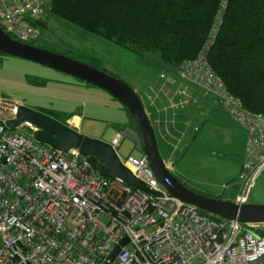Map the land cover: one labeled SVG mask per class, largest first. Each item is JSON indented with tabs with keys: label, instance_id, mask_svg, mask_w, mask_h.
Returning <instances> with one entry per match:
<instances>
[{
	"label": "built area",
	"instance_id": "obj_1",
	"mask_svg": "<svg viewBox=\"0 0 264 264\" xmlns=\"http://www.w3.org/2000/svg\"><path fill=\"white\" fill-rule=\"evenodd\" d=\"M51 2L0 0V26L14 39L37 42L42 33L37 21L44 22ZM226 8L223 0L196 57L183 61L176 75L163 73L162 78L213 96L223 112L247 129L234 199L245 204L264 172V113L248 109L209 61ZM179 95L182 104L192 99L186 89ZM21 105V100L0 94V264H264V236L256 232L264 222L203 213L172 196L144 151L140 157L119 156L160 195L104 176L79 148L64 152L38 141V125L23 121L11 129L8 121L17 118ZM74 117L66 123L73 129ZM124 136L118 130L110 141L117 153ZM165 163L172 170L173 163ZM125 237L128 242L121 245ZM117 245L120 250L111 260Z\"/></svg>",
	"mask_w": 264,
	"mask_h": 264
},
{
	"label": "trees",
	"instance_id": "obj_2",
	"mask_svg": "<svg viewBox=\"0 0 264 264\" xmlns=\"http://www.w3.org/2000/svg\"><path fill=\"white\" fill-rule=\"evenodd\" d=\"M222 1L52 0L49 13L139 56L156 55L176 74L183 61L198 54ZM98 61L93 65L101 68ZM209 61L248 109L264 113V0H227ZM256 232L264 236V229Z\"/></svg>",
	"mask_w": 264,
	"mask_h": 264
},
{
	"label": "crops",
	"instance_id": "obj_3",
	"mask_svg": "<svg viewBox=\"0 0 264 264\" xmlns=\"http://www.w3.org/2000/svg\"><path fill=\"white\" fill-rule=\"evenodd\" d=\"M163 73L173 74L162 66L158 73H152L150 77L145 74L134 77L135 84L133 87L138 93L139 90L143 91L142 96L139 94L145 99L148 115L155 129L161 152L164 153V159L173 163L171 171L184 181H189L190 187L203 189H198L200 191L210 192L223 198L229 190L232 195L237 194L248 139L247 129L223 112L213 96L205 94L199 88L188 83L182 84L183 86L170 84L162 78ZM174 75L176 74L174 73ZM66 84L68 88L75 87L80 93L87 90L84 83L71 80ZM88 89L87 92H91L92 104L98 105L104 101L114 105L118 104L117 99L107 91L100 88ZM183 89H186L191 95L192 99L188 104H182L178 101L180 97L183 98L179 95V91ZM1 90L0 87V92ZM29 92L34 93V95H36L35 93L39 94V99L35 104L36 109L44 110L47 114L51 111L48 110L50 109L49 105L54 107L56 104L63 109L71 107L69 113L72 114L71 116H75L71 122L76 124L74 129L81 132L83 119L87 114L85 109L88 108L89 110V103L76 108L73 105L77 101L76 99H69L66 103L58 104L60 100H56L57 97H52L46 90L42 92L39 88H30ZM148 94L155 96L154 101L147 99ZM23 104L33 107L26 102ZM104 104L106 105V103ZM116 106L119 108V105ZM67 119H69L68 116L65 123H67ZM126 123L125 130L116 126L115 133L118 130H123L132 138H138L137 134L134 133L137 129L131 124L130 118L127 117ZM117 125H121V123H117ZM217 131L225 142L217 147L210 144L211 148L208 151L201 149V153H198L201 147L218 138L219 133ZM220 162H224V166L220 168L222 176L220 175L219 180H217L213 176L214 170L211 169V166ZM200 176L204 177V181ZM263 177L264 172L258 182ZM250 201L258 203L259 200H255L254 197L252 199L251 194Z\"/></svg>",
	"mask_w": 264,
	"mask_h": 264
},
{
	"label": "water",
	"instance_id": "obj_4",
	"mask_svg": "<svg viewBox=\"0 0 264 264\" xmlns=\"http://www.w3.org/2000/svg\"><path fill=\"white\" fill-rule=\"evenodd\" d=\"M37 24L41 28L48 27L43 21H37ZM0 52L40 63L69 74L74 78L107 91L121 102L128 109L134 120L137 128L134 133L140 136L144 152L148 156L150 166L154 170L157 179L172 196L194 204L200 210L223 218L239 220L242 223L264 222V204L253 202L238 204L233 200L206 195L186 185L184 181L167 168L143 99L126 80L66 53L14 39L1 26ZM23 121L32 122L41 128L35 135L36 139L41 143L48 144L64 152L72 147H77L83 154L88 156L90 162L100 174L113 178L119 177L130 186L155 195L161 194L151 190L146 183L137 178L122 163L119 154L110 142L85 135L56 117L27 105L20 106L17 118L8 121V126L11 129H15ZM127 242L128 238L125 237L121 241V245ZM119 250L120 245H117L111 253V260L115 258Z\"/></svg>",
	"mask_w": 264,
	"mask_h": 264
},
{
	"label": "rangeland",
	"instance_id": "obj_5",
	"mask_svg": "<svg viewBox=\"0 0 264 264\" xmlns=\"http://www.w3.org/2000/svg\"><path fill=\"white\" fill-rule=\"evenodd\" d=\"M43 19L47 22L48 27L41 28L42 35L39 38L40 40L36 43L38 46L66 53L69 56L90 64H93L94 58H97L99 61L96 64L108 70L111 74L126 80L131 86L135 84L134 77L138 75L145 74L148 75L147 77H150L152 73H158L159 70L162 69V66L169 71L171 70L170 66L162 63L158 56L150 54L139 56L129 48L113 44L95 34L84 31L67 20L49 13V9L47 16ZM71 80L77 83H84V87H86L87 90H89L88 88H99L43 64L4 53L0 54V87L2 88L0 94H2L3 98L19 99L23 103L26 102L32 105V108L36 109L35 104L39 99V94L35 93L36 95H34V93H28V90L30 88H39L42 92L46 90L52 97H57L55 99L60 100L58 104L66 103L69 99L77 100L73 103L76 108H78V106L82 107V104L87 105L89 103V110L88 108L85 109L87 114L84 116L81 129V133L85 135L97 137L109 142L115 133L116 126H120V129L125 130L127 117L130 118V120L131 117L130 113L127 112L121 102L116 100L118 103L116 105H119V108L106 101L98 105L92 104L91 92L83 90V92L80 93L75 87H67L66 83ZM139 93L141 96L143 95L142 90H139ZM104 103H106V105ZM54 105V107L49 105L48 107L50 109L48 110H51L54 117L65 122L66 117L70 114L69 108L71 107L63 109L62 107H58V105L56 106V104ZM117 123H121V125H117ZM131 124L134 126L132 120ZM123 132L125 133V131ZM217 133H219V131H217ZM218 135V138L212 140L204 147H201L198 153H201V149L208 151L209 148H211L210 144L214 145V147L223 144L225 140H223L220 133ZM117 150L123 159L129 154L140 157L142 155L141 139L139 137L132 138L125 133L121 145ZM163 157L165 158L164 153ZM209 164L211 165V163ZM223 166L224 162L211 166V169L214 170L213 176L217 180H219L220 175L222 176L220 168ZM200 177L204 181V177ZM186 182L188 184L190 183L187 180ZM195 187L197 186L195 185ZM197 188L200 189L199 187ZM234 195H232V192L229 190L224 199L234 201ZM253 197L255 200H259L258 203L264 204V177L254 188L252 199Z\"/></svg>",
	"mask_w": 264,
	"mask_h": 264
}]
</instances>
